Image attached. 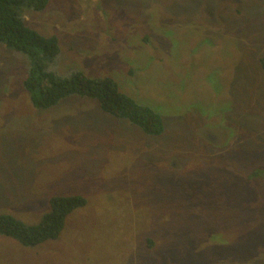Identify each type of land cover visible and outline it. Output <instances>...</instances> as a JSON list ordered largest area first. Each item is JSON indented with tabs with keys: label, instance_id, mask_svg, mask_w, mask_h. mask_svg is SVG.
Segmentation results:
<instances>
[{
	"label": "rangeland",
	"instance_id": "rangeland-1",
	"mask_svg": "<svg viewBox=\"0 0 264 264\" xmlns=\"http://www.w3.org/2000/svg\"><path fill=\"white\" fill-rule=\"evenodd\" d=\"M21 14L58 39L43 71L111 78L164 130L93 98L35 108L31 60L0 45V213L36 224L52 196L86 199L57 239L0 234V264H264V0H49Z\"/></svg>",
	"mask_w": 264,
	"mask_h": 264
},
{
	"label": "trees",
	"instance_id": "trees-1",
	"mask_svg": "<svg viewBox=\"0 0 264 264\" xmlns=\"http://www.w3.org/2000/svg\"><path fill=\"white\" fill-rule=\"evenodd\" d=\"M49 0H0V45L26 54L31 60L29 73L22 84L30 95L31 104L37 109H47L71 96L93 98L100 109L128 121L147 135L163 132V121L156 110L135 101L119 90L117 83L108 77H88L74 71L69 77L45 72L40 56L52 59L59 53L55 35L46 36L26 25L21 14L23 7L36 11L46 8ZM264 70V56L259 59ZM86 199L79 194L52 196L49 210L36 224H28L8 213H0V234L10 237L23 246H35L47 240L57 239L63 230L67 216ZM149 246L152 241L148 240Z\"/></svg>",
	"mask_w": 264,
	"mask_h": 264
},
{
	"label": "crops",
	"instance_id": "crops-1",
	"mask_svg": "<svg viewBox=\"0 0 264 264\" xmlns=\"http://www.w3.org/2000/svg\"><path fill=\"white\" fill-rule=\"evenodd\" d=\"M76 31H66V33H67V36H70L69 34H72V35H74V33H75Z\"/></svg>",
	"mask_w": 264,
	"mask_h": 264
}]
</instances>
